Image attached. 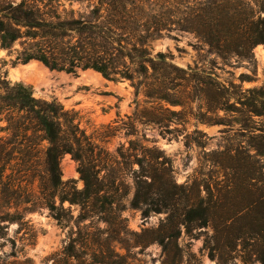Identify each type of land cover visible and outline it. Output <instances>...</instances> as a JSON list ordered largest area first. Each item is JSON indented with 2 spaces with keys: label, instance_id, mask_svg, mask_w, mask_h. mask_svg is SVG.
<instances>
[{
  "label": "rangeland",
  "instance_id": "rangeland-1",
  "mask_svg": "<svg viewBox=\"0 0 264 264\" xmlns=\"http://www.w3.org/2000/svg\"><path fill=\"white\" fill-rule=\"evenodd\" d=\"M223 1L229 15L240 13V18H249L254 14L256 26L264 33V22L257 23L258 18L264 21V0ZM41 2L54 22L89 19V8L95 4L87 0ZM156 4L146 2L128 10L141 21L145 14L158 11ZM235 25L238 30H234L230 44L237 54L231 52L224 59L211 54L190 32L162 31L160 37L147 43L153 58L161 52L167 63L182 71L159 65L157 71L148 66L146 72L136 56L138 34L142 35L139 29L138 34L113 35L105 40L106 35L89 24L75 23L65 29L30 30L31 36L16 41L10 51L0 48V74L26 86L35 97L54 100L70 112L88 141L97 146L100 177L124 176V186L117 194H125L115 200L122 207V224L96 225L109 227L116 235L113 246L125 256L124 264H261V243H256L252 233L240 231L246 229L241 228L244 221L249 222L243 217L252 209L251 201L264 192V149L256 150L257 145H264V138L258 137L264 130V118L241 107L242 111L211 110L202 93L207 74L225 86L233 82L242 89L264 91V36L263 42L247 47L243 43L247 33L241 24ZM23 48L28 53L49 51L55 68L37 59L17 60ZM94 63L108 66L107 74L97 71ZM144 154L166 157L172 170L170 180L178 187L169 186L167 172L159 167L154 172L160 188L148 194V204L131 208L135 191L132 170H139L135 157L141 159ZM77 169L78 162L65 153L60 159L61 178L72 180L81 189ZM169 192L173 215L181 214L187 195L209 208L213 221L205 227H191L189 232L180 225L174 245L164 250L154 239V231L164 223L167 213L154 209ZM64 207L69 204L65 202ZM70 210L77 215V206H70ZM220 223L230 227L223 232L214 230ZM70 231L71 225L58 223L46 208L24 214L21 221L1 222L0 264H62Z\"/></svg>",
  "mask_w": 264,
  "mask_h": 264
},
{
  "label": "trees",
  "instance_id": "trees-1",
  "mask_svg": "<svg viewBox=\"0 0 264 264\" xmlns=\"http://www.w3.org/2000/svg\"><path fill=\"white\" fill-rule=\"evenodd\" d=\"M87 1L95 3L89 8V19L79 22L76 19L54 22L45 12L44 6H41V0H0V48L10 51L16 41L31 36L28 33L30 30L65 29L74 27L75 23L83 26L89 24L90 28L106 35L105 40L113 35L121 37L129 33L138 34L139 29L142 35L138 34L137 43L140 49L136 56L141 59L143 68L148 72V66L157 71L159 65L182 71L176 65L167 63L163 53H156L158 60L149 54L147 43L160 37L162 31L174 29L193 33L209 48L211 54L221 59L231 52L237 54L230 44L235 31L238 30L235 22L241 24L242 31L247 33L243 38L247 47L263 42L261 36H264V33L254 22L255 15L251 14L249 18H240V13L229 15L230 9L226 10L223 0ZM154 1L159 9L154 13L145 14V19L143 17L138 21L135 16L130 15L128 7ZM257 21L264 22L261 18ZM254 34L258 37L252 38ZM135 50L133 48V51ZM106 54L108 52L104 51V55ZM51 56L45 49H41L39 53H28L23 48L17 60L27 62L37 59L46 66L55 68ZM93 67L103 75L107 74L108 66L94 63ZM145 75L147 76V73ZM210 77V74L206 75L207 80L202 89L209 109L234 108L242 111L239 109L241 107L251 115L264 118V91L261 88L242 89L233 82L225 86ZM260 132L258 137L264 138V130ZM96 148L97 146L88 141L79 126L74 123V117L61 104L54 100L37 98L26 86L11 82L6 79V75L0 74V223L21 221L24 214L46 208L58 223L71 225L69 242L62 252V264H124L125 256L113 246L117 242L116 235H112L113 231L109 227L96 226L98 222L108 226L112 223L122 224V207L116 205L115 200L125 194H117L121 190L120 187L124 186V176L119 173L109 179L100 177ZM263 149L264 145L256 146L257 151ZM157 152L163 154L162 150ZM65 153L71 154L78 162L77 170L83 182L81 189H78L72 180L61 178L60 159ZM130 156L126 155L127 158ZM135 158L139 162V170H132L135 191L130 201L131 208L148 204V194L153 189L160 188L156 186L158 175L154 172L159 167L167 172L169 186L178 187L174 180H170L172 170L166 157L156 159L144 154L141 159ZM36 180L38 182L35 185ZM165 184H162V191ZM184 200L186 206L177 216L171 213L170 192L169 195L166 194L162 205L154 209L155 212L167 213L164 223L154 231V239L163 245L164 250L169 244L174 245V239L181 233L180 225H184L186 232H189L191 227H205L213 221L209 208L191 201L187 195ZM65 202L69 207H64ZM250 205L252 209L243 217L248 218L249 222L244 221L241 228L246 229L240 231V234L252 233L256 243H261L260 259L261 264H264V192L254 197ZM70 206L78 207L76 216H73ZM213 227L214 230L223 232L230 226L220 223ZM115 232L117 234L118 230ZM164 238H168L166 243Z\"/></svg>",
  "mask_w": 264,
  "mask_h": 264
},
{
  "label": "bare ground",
  "instance_id": "bare-ground-1",
  "mask_svg": "<svg viewBox=\"0 0 264 264\" xmlns=\"http://www.w3.org/2000/svg\"><path fill=\"white\" fill-rule=\"evenodd\" d=\"M258 51L261 54L263 52V50L261 48L258 47Z\"/></svg>",
  "mask_w": 264,
  "mask_h": 264
}]
</instances>
